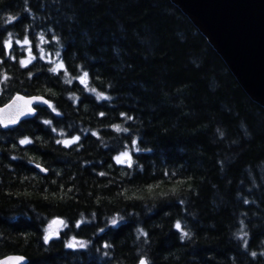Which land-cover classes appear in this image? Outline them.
I'll list each match as a JSON object with an SVG mask.
<instances>
[{
    "label": "trees",
    "instance_id": "trees-1",
    "mask_svg": "<svg viewBox=\"0 0 264 264\" xmlns=\"http://www.w3.org/2000/svg\"><path fill=\"white\" fill-rule=\"evenodd\" d=\"M6 14L16 20L5 23ZM57 62L64 69L50 72ZM4 76L0 106L36 95L56 111L37 107L0 128V258L264 264V108L169 0H0ZM72 136L80 140L56 143ZM125 151L131 168L114 159ZM73 238L87 246L65 247Z\"/></svg>",
    "mask_w": 264,
    "mask_h": 264
},
{
    "label": "water",
    "instance_id": "water-1",
    "mask_svg": "<svg viewBox=\"0 0 264 264\" xmlns=\"http://www.w3.org/2000/svg\"><path fill=\"white\" fill-rule=\"evenodd\" d=\"M169 1L206 39L248 98L264 108V0ZM16 96L30 97L15 94L6 104L0 106V121L8 125L7 127L0 125L2 130L15 128L22 122L34 118L37 107H48L41 102L33 101L29 105L34 109L31 115L20 116L16 123H9L10 119L16 118L18 112L24 109V101L14 100ZM37 171L42 175L46 174L40 172L38 168ZM60 225L54 223L55 228ZM15 256L21 255H7L0 258V261ZM27 263L25 257L19 262H7Z\"/></svg>",
    "mask_w": 264,
    "mask_h": 264
},
{
    "label": "snow or ice",
    "instance_id": "snow-or-ice-1",
    "mask_svg": "<svg viewBox=\"0 0 264 264\" xmlns=\"http://www.w3.org/2000/svg\"><path fill=\"white\" fill-rule=\"evenodd\" d=\"M14 20H16V17L11 15V14H6V19H5V23H10V22H13ZM53 39H56L55 37H53ZM40 40L43 41L44 40V37L43 35L40 36ZM17 43H19V41H17ZM24 44H28L29 41L27 39V37L25 38V40L23 41ZM9 47V42L8 41H5L4 42V48L7 49ZM57 56H59V52H57ZM34 59V57H31V55L29 56V59L28 60H24V59H21L19 61L21 67H25L28 63H31V60ZM41 59H43V57H41ZM61 69H64V64L63 62H57L55 63V66L50 68L49 71L50 72H53V73H56L58 72L59 70ZM65 76L68 75L67 71L65 70ZM32 74L29 73V76H31ZM88 77V73L87 72H83L81 76L77 77V79H79V82L80 84L82 85H85L86 86V78ZM4 79H7L6 76H4L2 79H0V83L3 82ZM66 83H71V80H66L65 81ZM86 90H89L93 93H96V98L97 100L103 98V99H110V97L104 95L103 93H100V92H97L95 88H92V89H87ZM14 100H22L24 101V109H21L16 118H13V119H10L9 123H16V120L19 119L20 116H25V115H31L32 112L34 111L33 108L29 107V105L33 102V101H38V102H41L45 105L48 106V108L52 109L53 112L56 111V109L53 107V105L49 102V100L47 99H43L41 96H30V97H22V96H16L13 98ZM7 107V106H6ZM26 109V110H25ZM57 115H59V113H57ZM101 116H104V113L101 112L100 113ZM125 114L124 113H121V116H124ZM127 120H131L132 117L131 116H127L126 117ZM43 123L45 125H51L52 121L51 120H44ZM0 125H3L4 127H7L8 125L7 124H3L2 121H0ZM113 128H115L117 131L120 130V126L119 125H113L112 126ZM52 131L53 132H56V129L55 128H52ZM123 131L127 132L128 129L127 128H124ZM92 135L93 136H96L97 133L95 131L92 132ZM80 140V137L79 136H72L71 139H65V140H57L56 143L57 144H63L65 147H68L69 145L71 144H75L77 143L78 141ZM20 144L22 145H26V144H31L32 141L28 139V137H24L23 139H21L19 141ZM137 144V141L134 139L132 141V145L135 147V145ZM12 159H16V157H12ZM114 159L116 160V162L118 164H127V166L129 168L132 167V159L129 155V153L127 151L125 152H122L120 153L118 156L114 157ZM31 162V160L29 161ZM36 168L39 169L40 172H43V173H47L48 172V168L46 167H42L40 164H36L35 165ZM99 175L103 176L105 175V173L101 172L99 173ZM165 175H168L167 173H165ZM149 188H151V186H149ZM173 192L176 191L175 188L172 189ZM161 196H164L166 195V193H160ZM139 199V197H138ZM244 203H248L247 200L244 201ZM123 217H120V219H122ZM51 223H60V224H63V221H52ZM111 223L113 225H115L117 223V219L116 218H113ZM243 223V222H241ZM67 226V225H65ZM77 227H79V222H77ZM174 227L181 232V238H185L187 236H189L190 234L187 233V232H184L181 228V223L179 221H177L175 224H174ZM101 231H103V229H101ZM138 232H140L141 235H147L146 233H144L142 230H139L138 229ZM241 233H242V237H246L247 236V233L246 232H243V228H241ZM54 238V234L50 233L47 229L45 230V234L43 235L42 239H43V242L44 244H49V241L52 240ZM245 243H247V241H245ZM86 247L87 244L86 242L84 241H76L75 238L72 239L71 242H66L65 243V247H68V248H75V247ZM104 247H109V245L105 244ZM251 255L253 257H255L257 255L256 252H252ZM261 255H264V252L261 253ZM24 259V257L22 256H15V257H7L5 261H0V264H7L8 261H16V262H19V261H22ZM138 264H147V261L145 260L144 257H141L138 261Z\"/></svg>",
    "mask_w": 264,
    "mask_h": 264
},
{
    "label": "rangeland",
    "instance_id": "rangeland-1",
    "mask_svg": "<svg viewBox=\"0 0 264 264\" xmlns=\"http://www.w3.org/2000/svg\"><path fill=\"white\" fill-rule=\"evenodd\" d=\"M54 230H57V229H54ZM50 233H51V231H50ZM55 233V232H54ZM52 234H53V232H52Z\"/></svg>",
    "mask_w": 264,
    "mask_h": 264
}]
</instances>
